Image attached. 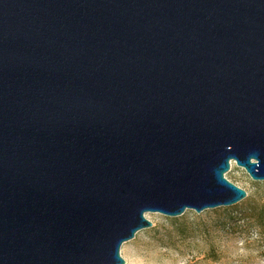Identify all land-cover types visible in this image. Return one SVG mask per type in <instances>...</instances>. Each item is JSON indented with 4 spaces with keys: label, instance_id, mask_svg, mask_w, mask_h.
Instances as JSON below:
<instances>
[{
    "label": "water",
    "instance_id": "1",
    "mask_svg": "<svg viewBox=\"0 0 264 264\" xmlns=\"http://www.w3.org/2000/svg\"><path fill=\"white\" fill-rule=\"evenodd\" d=\"M264 180V0H0V264L123 242Z\"/></svg>",
    "mask_w": 264,
    "mask_h": 264
},
{
    "label": "rangeland",
    "instance_id": "2",
    "mask_svg": "<svg viewBox=\"0 0 264 264\" xmlns=\"http://www.w3.org/2000/svg\"><path fill=\"white\" fill-rule=\"evenodd\" d=\"M224 176L246 196L228 206L185 209L176 216L146 213L151 226L122 243L123 264H264V180H253L234 161ZM260 208L258 227L254 215Z\"/></svg>",
    "mask_w": 264,
    "mask_h": 264
},
{
    "label": "trees",
    "instance_id": "3",
    "mask_svg": "<svg viewBox=\"0 0 264 264\" xmlns=\"http://www.w3.org/2000/svg\"><path fill=\"white\" fill-rule=\"evenodd\" d=\"M262 216H263V210H261V208L259 209L258 213L256 215H254V219L256 220L258 227H261L262 225ZM260 217V218H259Z\"/></svg>",
    "mask_w": 264,
    "mask_h": 264
},
{
    "label": "bare ground",
    "instance_id": "4",
    "mask_svg": "<svg viewBox=\"0 0 264 264\" xmlns=\"http://www.w3.org/2000/svg\"><path fill=\"white\" fill-rule=\"evenodd\" d=\"M146 216V215H145Z\"/></svg>",
    "mask_w": 264,
    "mask_h": 264
}]
</instances>
